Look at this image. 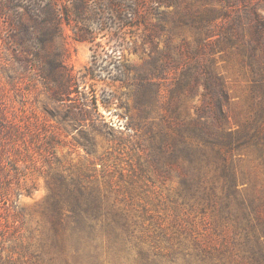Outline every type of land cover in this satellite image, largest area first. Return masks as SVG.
Wrapping results in <instances>:
<instances>
[{"label":"rangeland","instance_id":"1","mask_svg":"<svg viewBox=\"0 0 264 264\" xmlns=\"http://www.w3.org/2000/svg\"><path fill=\"white\" fill-rule=\"evenodd\" d=\"M148 5L149 0H0L4 92L16 104L25 100L41 113L45 103L52 105L48 96L61 91L65 76L91 62L98 111L105 122L100 123L102 133L88 135L60 127L59 137L51 141L54 154L47 155L48 162L43 159V145L35 147L36 153H42L37 154L42 162H27L24 167L28 177L36 180L35 189L18 197L17 220L13 212L0 215V246L4 247L0 264H30L36 258L39 264H218V258H209L201 247L226 251V245L240 236L231 224L219 233L213 230L214 215L206 202L199 200L194 185L184 187L178 157L166 159L167 155L157 154L152 162L149 155L161 150L164 141L177 142L168 105L170 85L179 71L171 67L165 78H158L146 108L136 104V97L144 92L151 58L157 54L151 49L143 18L159 19L164 26L157 50L165 49L169 37L172 46L183 38L193 46L196 33L174 25L169 16L173 6L160 5L158 14H148ZM110 45L118 46L116 53ZM171 51L176 54L178 50ZM214 57L230 93L226 125L236 129L254 120L264 132V88L252 89L249 72L234 53L218 52ZM115 69L123 74L125 84L117 80ZM201 93L200 86L183 103L182 117H194ZM104 99L109 102H100ZM92 136L87 153L84 145ZM230 162L237 177L230 209L242 224L255 225L260 231L264 225V156L252 146L232 154ZM54 173L68 182L79 178L87 185L85 195L93 190L96 199L88 208H71L68 193L54 192L58 188ZM216 173L213 164L205 167L204 184L210 185ZM82 205L86 206L83 199ZM171 248L174 252L169 255Z\"/></svg>","mask_w":264,"mask_h":264},{"label":"trees","instance_id":"2","mask_svg":"<svg viewBox=\"0 0 264 264\" xmlns=\"http://www.w3.org/2000/svg\"><path fill=\"white\" fill-rule=\"evenodd\" d=\"M221 3L218 7L216 4ZM173 6L170 12L176 27L191 29L196 33L195 44L183 38L179 45H171V37L165 49L157 50L158 36L164 26L159 22L148 21V40L152 50L151 64L144 75V92L136 97V104L146 108L152 101L154 87L159 85L158 78H165L171 67L179 71L170 85V104L168 114L170 123L176 126L177 142H165L162 149L150 151L152 162L159 156L169 155L181 160L179 172L186 189L193 185L201 201L214 215L212 224L215 232L231 224L239 229L240 236L232 239L226 251L217 247L209 250L193 239L201 252L209 258H218V264H264V225L257 231L255 225L242 224L230 209V196L236 191L237 177L232 154H241L255 147L264 156V132L260 124L251 120L236 129L226 125L230 93L225 76L214 66L215 53H234L238 56L242 68H245L252 80L254 91L264 88V1L262 0H149L148 14H158V7ZM165 18V17H164ZM160 19H163L160 18ZM172 48H177L176 54ZM111 52H117V45H110ZM92 49V60L94 57ZM91 60V61H92ZM121 84L125 77L119 69L114 70ZM94 71L90 64L81 71L68 73L61 83V91L50 93L43 111L38 112L25 104H16L14 99L4 92L0 81V215L13 212L17 220L16 202L25 193L30 194L36 187V180L28 177L24 171L27 162L37 165L35 147L43 145L44 162L47 155L54 154L51 141L59 137L60 127L77 129L80 133H102L101 124L105 123L98 111V97L94 88ZM108 84V82H107ZM202 87V102L194 106V117L181 116L180 108L187 99L192 98ZM100 102H109L108 99ZM49 103V104H50ZM51 120H55L53 123ZM50 129V127H54ZM50 132V133H49ZM86 152L91 151L94 136L87 138ZM38 141V142H37ZM37 142V143H36ZM239 157V156H238ZM166 164L169 162L166 160ZM213 164L217 171L210 185H205L204 170ZM155 167V165H154ZM38 168H40L38 166ZM50 168V165H48ZM58 188L54 192H66L72 201L73 209L88 208L96 199L93 190L87 191V185L77 178L69 182L62 174L54 173ZM216 178V181H215ZM53 180V177H52ZM208 182V181H206ZM70 184L74 188H70ZM53 191V190H52ZM194 194V193H193ZM82 199L86 206L82 205ZM205 213L204 207L201 209ZM7 221V220H6ZM248 222V221H247ZM3 245L0 250H3ZM171 248L167 254L171 255ZM189 255V252L185 253ZM191 255V254H190ZM32 256H35L34 254ZM30 264H39L38 258Z\"/></svg>","mask_w":264,"mask_h":264}]
</instances>
